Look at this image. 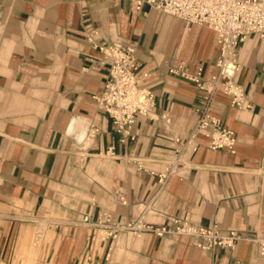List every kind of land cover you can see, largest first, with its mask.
Listing matches in <instances>:
<instances>
[{
    "label": "crops",
    "instance_id": "obj_1",
    "mask_svg": "<svg viewBox=\"0 0 264 264\" xmlns=\"http://www.w3.org/2000/svg\"><path fill=\"white\" fill-rule=\"evenodd\" d=\"M112 42L136 47L155 94L152 116L125 133L97 102L109 73L98 45ZM239 49L247 103L218 92L209 114L235 131V152L210 147L202 133L194 150L187 140L207 93L182 73L217 71L213 29L131 0H0L3 263H21L8 244L12 226L45 220L46 264H264L251 239L264 235V37ZM104 212L156 227L179 217L242 239L205 248L203 238L173 233L110 237L94 226Z\"/></svg>",
    "mask_w": 264,
    "mask_h": 264
},
{
    "label": "built area",
    "instance_id": "obj_2",
    "mask_svg": "<svg viewBox=\"0 0 264 264\" xmlns=\"http://www.w3.org/2000/svg\"><path fill=\"white\" fill-rule=\"evenodd\" d=\"M138 10L149 4L159 11L179 17L185 22L207 26L217 33L220 46L216 61L217 71L205 77L201 72L182 75L196 82L207 93L201 107V117L187 142L194 150L199 134L210 140V147L226 148L235 152L238 137L234 130L223 127L210 117L215 96L218 92L228 94L232 104L241 108L247 103L245 88L237 81L240 71L239 51L241 44L250 35L264 37V0H131ZM103 54L102 63L108 64L109 73L105 88L98 97V105L113 118L119 132L125 133L132 124L143 117H150L155 110V94L146 85L149 73L143 71L135 55L136 47L118 42L100 43ZM211 127V128H210ZM97 131V128L94 129ZM172 172V171H170ZM167 174L160 175V182L165 183ZM106 236L116 237L121 231H153L159 235L173 233L200 237L205 248L214 246L234 247L242 239L237 229L221 230L206 228L189 223L186 219L172 217L170 223L154 226L143 223L142 218L122 223L109 212H104L94 223ZM259 243L260 254L264 258V235L251 238Z\"/></svg>",
    "mask_w": 264,
    "mask_h": 264
},
{
    "label": "rangeland",
    "instance_id": "obj_3",
    "mask_svg": "<svg viewBox=\"0 0 264 264\" xmlns=\"http://www.w3.org/2000/svg\"><path fill=\"white\" fill-rule=\"evenodd\" d=\"M41 223H45L47 225L46 231L44 232L40 231L42 227H40ZM7 228L8 226L6 225H0V234H5ZM49 228L50 224L45 220H41L38 224L12 226L8 244L11 245L12 251L16 252V254L20 253L19 256H16L21 260L20 264H46L43 254L46 242L45 238H48L50 235ZM26 229H30V235L23 241L21 237L24 235L23 233L26 232ZM23 247L27 250L34 249L36 252L30 257L27 254L28 252H23ZM5 259L6 258L3 260L0 259V264H10L8 262L3 263L5 262Z\"/></svg>",
    "mask_w": 264,
    "mask_h": 264
}]
</instances>
